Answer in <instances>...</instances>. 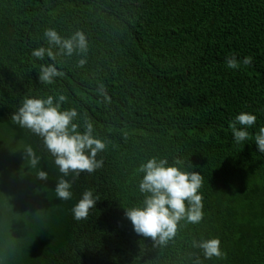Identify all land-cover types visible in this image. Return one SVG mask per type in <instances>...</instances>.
<instances>
[{"label":"trees","instance_id":"16d2710c","mask_svg":"<svg viewBox=\"0 0 264 264\" xmlns=\"http://www.w3.org/2000/svg\"><path fill=\"white\" fill-rule=\"evenodd\" d=\"M48 28L83 32L86 52L33 56L50 47ZM230 55L252 63L230 69ZM42 64L59 72L51 83L40 80ZM59 95L62 110H78L79 130L90 119L106 143L102 167L64 177L68 200L56 195L63 174L43 138L13 119L26 98ZM241 111L257 116L244 145L229 127ZM260 127L264 0H0V264H264ZM152 157L203 177V219L179 221L164 243L125 216L143 203L139 168ZM89 189L98 199L77 220L72 209ZM211 237L222 257L194 246Z\"/></svg>","mask_w":264,"mask_h":264},{"label":"clouds","instance_id":"9594fccd","mask_svg":"<svg viewBox=\"0 0 264 264\" xmlns=\"http://www.w3.org/2000/svg\"><path fill=\"white\" fill-rule=\"evenodd\" d=\"M44 37L50 47H38L32 55L44 59L45 55L55 57L57 54L72 56L74 52L83 53L87 50V40L83 32L77 31L69 37L61 36L56 29L45 30ZM51 46H56L59 53H54ZM86 63L81 58L80 65ZM252 57L246 56L240 61L236 55L226 57V66L238 69L243 65H250ZM59 72L55 65L47 64L40 67V80L51 83ZM107 99V94L105 93ZM67 98L58 97H28L24 100L13 119L22 127L30 129L40 135L49 152L55 157V164L63 175L57 182L56 195L68 200L72 197L71 182L64 177L69 175L79 176L81 172L92 173L103 166V161L98 160L97 153L106 148L103 139L94 135V124L90 119H85L83 131L76 122L79 112L76 108L62 110V102ZM257 121L256 114L241 111L230 122L229 127L234 143L244 145L250 139V129ZM259 152L264 153V127H260L254 135ZM32 166L38 164L33 150L27 148ZM183 160L177 159L169 163L167 158L152 157L140 165L139 171L143 173L139 183V190L145 193L142 205L127 208L125 216L131 221L138 234L159 238L161 243L173 237L177 231L178 222L186 219L190 223H199L204 216L203 194L199 191L203 177L199 172H189L182 165ZM47 173L39 172V179L46 180ZM96 197L92 190H85L81 199L74 205L72 212L77 220L85 219L89 210L95 206ZM194 246L203 249L207 258L222 257L219 237H211L194 241Z\"/></svg>","mask_w":264,"mask_h":264}]
</instances>
